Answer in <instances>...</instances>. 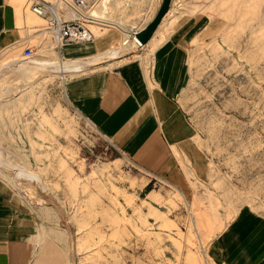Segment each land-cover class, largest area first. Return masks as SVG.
<instances>
[{"label": "rangeland", "instance_id": "1", "mask_svg": "<svg viewBox=\"0 0 264 264\" xmlns=\"http://www.w3.org/2000/svg\"><path fill=\"white\" fill-rule=\"evenodd\" d=\"M46 1L65 13L59 0ZM72 1L69 8L79 11L77 19L96 39L115 28L116 16L121 23L133 21L135 30L143 19L141 1L120 0L118 9L104 0H84L85 9ZM5 2L19 35L1 38L0 61L15 39L21 41L16 59L26 57V47L34 49L29 58L56 55L60 46L47 17L38 24L26 20L37 15L31 6L39 2ZM169 9L178 20L165 21L156 42L179 33L188 39L189 76L178 101L203 162L199 176L194 163L180 159L188 184L184 195L162 181L153 208L143 203L137 187L145 180L138 182L130 164L71 107L65 84L78 73L63 79L40 74L36 97L20 105L0 102L2 157L39 177H17L14 168L0 165L8 194L0 197V211L13 212L7 222L37 228L39 264H224L227 252L218 244L223 232L245 219L264 223V0H170ZM124 32H118V43L131 38ZM147 47L143 54L154 49ZM132 53L123 52L125 58ZM17 76L13 72L3 81L15 83ZM54 227L61 234L48 235Z\"/></svg>", "mask_w": 264, "mask_h": 264}, {"label": "crops", "instance_id": "2", "mask_svg": "<svg viewBox=\"0 0 264 264\" xmlns=\"http://www.w3.org/2000/svg\"><path fill=\"white\" fill-rule=\"evenodd\" d=\"M1 1L0 40L6 35L17 37L19 34L12 27L11 6ZM137 1L144 3L139 11L145 13L139 21V29L135 30L133 21L121 23L116 16L113 19L115 28L100 38L94 36L89 42L65 43L69 58L84 60L85 67V73L79 72L69 79L65 89L71 107L130 164L138 182L145 180L137 187L140 198L147 197L162 181L184 195L182 188L188 184L180 159L194 163L195 173L199 176L203 169L199 154L191 146V129L178 101L189 76L188 39L179 33L157 44L160 40L158 29L147 45H142L144 49L154 45V49L143 57L125 58L127 54L122 53L115 58L104 54L116 42L118 32L129 30L132 34L151 22L162 2ZM104 2L118 9L120 0ZM130 4L136 7L135 3ZM150 13L151 18L145 21V16ZM15 44L20 45L21 41L15 39L6 46ZM98 54H102L101 59L105 61L87 62ZM99 65L101 68L95 69ZM7 195L0 182V197ZM14 213L18 215L15 218H24L23 212ZM12 214V211H0V264H35L36 261L39 264L37 256L43 249L33 237L37 235V228L22 222H7ZM223 235L218 244L227 252L224 264H264V223L256 225L251 218L245 219L239 225L229 227ZM213 263L221 264L220 260Z\"/></svg>", "mask_w": 264, "mask_h": 264}, {"label": "bare ground", "instance_id": "3", "mask_svg": "<svg viewBox=\"0 0 264 264\" xmlns=\"http://www.w3.org/2000/svg\"><path fill=\"white\" fill-rule=\"evenodd\" d=\"M40 3L47 2L46 0H36ZM61 7L66 6L65 13L61 16L59 12H57V9L53 10L54 14H58L59 17L64 20H71L79 17L80 13L78 10H73L72 8H69V1L70 0H59ZM14 2L21 3V0H14ZM89 2H87L88 4ZM58 5V3L56 2ZM168 0H163L162 5L160 9L158 10V18L156 21L155 18L148 24H146L141 30L139 31H133L131 34V38L128 39L126 37L123 38L121 43H118V39L116 42H114L110 48L106 52H104L105 55L111 56V57H119L121 53L123 52H133L130 57L128 58H135L137 56L143 55L144 45H147V41L152 36L153 32H156L158 29L162 27V25L165 23V21H169L170 25H174L176 20H178V14H174L171 9L168 10ZM55 6V5H54ZM32 8V6H31ZM74 8V7H73ZM86 8V5L83 7ZM54 9V8H53ZM76 9V8H75ZM33 10V9H32ZM157 13V14H158ZM88 16H91L88 15ZM93 16V15H92ZM42 17L44 15L37 14H29L26 17V20L29 24H38L42 21ZM98 19V18H97ZM24 20V19H23ZM154 21V25H151V23ZM142 26V25H141ZM51 33H53V41L56 42L58 46H60V50L56 51V55L54 56H46L43 58H29L25 57L16 59V45H10L6 46L2 51V61H0V102L2 105H7L10 101L16 102L20 105L23 101L31 100L36 95V92L38 89L42 88L41 83L39 80L40 74H47L52 78L56 74H61V78H64L65 73L75 74L82 72L85 67L83 66L82 59H70L68 55V46L62 48L61 45L65 43H60L55 38V30L51 26H48ZM156 30V31H155ZM44 31V30H43ZM44 32L41 33V37L44 36ZM148 34L150 37L144 42L143 40L146 39L145 35ZM123 35L126 36L125 32L123 31ZM153 37V36H152ZM144 42V43H143ZM133 43L137 44L138 49L133 50ZM144 44V45H143ZM50 45V44H49ZM143 45V46H142ZM141 49V50H140ZM143 57V56H142ZM65 58V59H63ZM102 58V54L96 55L92 59H88L87 62L91 61H98ZM138 58V57H137ZM114 59V58H113ZM126 60V59H125ZM120 63V62H119ZM9 67V70L7 71V74L3 71L4 68ZM18 73V76L14 79L16 82L12 83L11 81H3L4 77H9V75L13 72ZM2 77V78H1ZM47 80V79H46ZM45 82V80H44ZM66 88V87H65ZM65 95L68 99L66 89H65ZM36 97V96H35ZM0 165L1 166H8L15 169V174L17 177H24L29 179H37L39 180L38 174L32 171H27L22 166L12 163L9 159H6L2 157V151L0 149ZM177 195L181 196V194L177 191ZM159 193L157 191L152 190L147 197L143 198L142 201L144 204L148 206V208H153V203L159 201ZM198 208V207H197ZM154 211V210H153ZM44 226H42L41 230H43ZM48 235L54 234L59 235L61 234L60 229L57 227L49 228L48 231H46ZM63 234V233H62ZM52 238V237H51ZM53 239V238H52Z\"/></svg>", "mask_w": 264, "mask_h": 264}, {"label": "built area", "instance_id": "4", "mask_svg": "<svg viewBox=\"0 0 264 264\" xmlns=\"http://www.w3.org/2000/svg\"><path fill=\"white\" fill-rule=\"evenodd\" d=\"M73 5L77 8L85 6L84 0H73ZM54 8V9H53ZM35 13L44 15L48 19V24L55 30V38L60 43L67 42H89L94 38L91 30L85 27L77 18L71 20H64L58 14H54V5L50 3H36L32 5ZM23 54L26 57L34 55V49L27 47Z\"/></svg>", "mask_w": 264, "mask_h": 264}, {"label": "water", "instance_id": "5", "mask_svg": "<svg viewBox=\"0 0 264 264\" xmlns=\"http://www.w3.org/2000/svg\"><path fill=\"white\" fill-rule=\"evenodd\" d=\"M169 3H170V0H168V5H167V7H168V8H169ZM157 13H158V12H157ZM158 15H159V13H158V14H156V16H157V17L155 16L156 18H155V20H154V21H156V20H157V18H158ZM154 21L151 23V25H154V24H153V23H154ZM145 37H146V39H145V40H143L144 42H145V41H146V40H147V39L150 37V35L146 34V35H145ZM144 42H143V43H144Z\"/></svg>", "mask_w": 264, "mask_h": 264}]
</instances>
